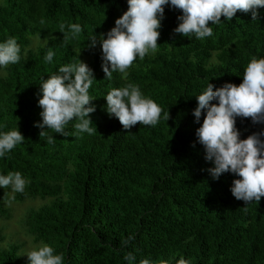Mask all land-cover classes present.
Instances as JSON below:
<instances>
[{
	"label": "trees",
	"instance_id": "trees-1",
	"mask_svg": "<svg viewBox=\"0 0 264 264\" xmlns=\"http://www.w3.org/2000/svg\"><path fill=\"white\" fill-rule=\"evenodd\" d=\"M127 10V0H0V43L15 38L21 48L17 64L0 66V133L17 130L25 137L0 157V175L19 171L30 181L24 193L0 187V222L12 217L5 200H39L23 229L35 250L48 245L64 264H178L181 258L264 264V198L247 205L231 191L238 175L213 178L214 162L196 134L207 110L199 122L193 114L209 83L214 90L239 86L251 59H264V8L256 20L250 12L238 11L231 21L222 16L219 24L209 23L211 37L197 39L174 32L182 12L166 5L158 50L137 56L126 78L114 72L109 80L100 35L107 38ZM73 23L82 27L80 38L65 41L60 25L66 31ZM50 49L54 57L46 63ZM79 60L95 77L89 95L96 110L89 116L97 130L77 133V121L66 135L45 128L54 137L49 144L36 126L43 122L41 84ZM129 83L162 108L156 126L124 129L107 112L106 95ZM236 127L240 139L264 133V123L251 118L236 117ZM25 247L0 228V264H30ZM128 253L134 261L124 259Z\"/></svg>",
	"mask_w": 264,
	"mask_h": 264
},
{
	"label": "clouds",
	"instance_id": "clouds-1",
	"mask_svg": "<svg viewBox=\"0 0 264 264\" xmlns=\"http://www.w3.org/2000/svg\"><path fill=\"white\" fill-rule=\"evenodd\" d=\"M128 10L115 21L108 33L100 35L103 53V71L106 79H111L114 72L127 77V70L133 66L137 56L143 60L146 55L158 50L159 29L164 18L165 6L171 5L179 9L181 21L174 29L183 37L195 36L204 39L213 35L209 23L219 24L221 17L231 21L236 13H251L252 19L259 18V9L264 8V0H127ZM43 23V21H41ZM65 41L79 39L82 27L73 23L67 27L60 25ZM91 46L96 44V35L90 37ZM21 48L15 38H8L0 43V66L7 68L21 60ZM54 52L50 49L45 62L53 60ZM109 64L111 69L109 68ZM95 77L92 69L79 60L59 67L58 74L51 75L41 84L42 98L39 106L43 109L40 115L42 123L40 137L48 136L47 130L66 135V127L72 121L77 133L93 134L97 129L90 127L92 121L89 114L96 109L94 100L89 95ZM107 112L117 117L124 129L133 126H156L161 118L162 108L150 98L143 96L139 86L129 83L123 88H114L107 95ZM198 107L194 110L196 121L199 122L203 110L206 116L203 124L197 129L199 143L206 150V159L214 162L208 169L214 179L223 173L231 172L240 177L233 181L231 188L237 200L248 205L260 203L264 198V141L260 139L264 133H255L246 139H240L236 127V117L251 118L253 123H264V59L252 58L243 75V83L237 86L226 83L214 90L209 83L207 89L197 96ZM218 104L211 103L217 101ZM163 119L168 121L170 113H164ZM47 128V130H43ZM25 137L20 131L11 130L0 133V157H4ZM54 142L48 136L47 143ZM26 180L19 171L0 175V187L11 189L13 193H24ZM7 193H5V197ZM15 197L13 196L12 199ZM5 203H10L5 200ZM133 239L129 237V240ZM30 264H64L62 254H54V249L43 245L38 250L27 254ZM125 260L132 262L135 256L128 253ZM140 264H150L143 259ZM164 264V262H162ZM178 264H189L181 258Z\"/></svg>",
	"mask_w": 264,
	"mask_h": 264
},
{
	"label": "rangeland",
	"instance_id": "rangeland-1",
	"mask_svg": "<svg viewBox=\"0 0 264 264\" xmlns=\"http://www.w3.org/2000/svg\"><path fill=\"white\" fill-rule=\"evenodd\" d=\"M40 204L41 202L39 200L26 201L25 203H12L11 201L8 204L11 210V219L0 222V228L5 230L8 238L15 237L16 239H19V241L26 243L25 249L27 253L35 250L36 246L34 245L32 238L26 235L22 226V221L24 220V216L28 211H30L32 208H38Z\"/></svg>",
	"mask_w": 264,
	"mask_h": 264
}]
</instances>
